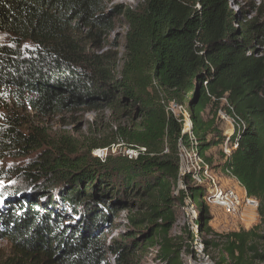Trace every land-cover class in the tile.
<instances>
[{"label": "trees", "instance_id": "obj_1", "mask_svg": "<svg viewBox=\"0 0 264 264\" xmlns=\"http://www.w3.org/2000/svg\"><path fill=\"white\" fill-rule=\"evenodd\" d=\"M253 8L243 24L228 0H142L135 8L108 7V0H0V33L8 37L0 42V91L36 118L17 112L0 122V238L12 245L0 264H110L107 254L113 264H136L140 240L158 247L160 263L183 264V247L170 234L174 205L190 198L196 206L208 187L189 175L179 187V139L188 149L193 143L167 112L170 101H188L204 160L216 168L206 152L221 146L219 168L259 202L260 226L224 235L222 248L226 263L251 264L249 252L264 242V3ZM117 21L128 26L120 75L95 52ZM85 106L119 110L127 123L114 137L91 140L39 123ZM220 108L245 123L229 155L216 124ZM119 139L138 157L93 154ZM131 196L141 206L131 222L143 229L107 247L104 232L120 208L133 206ZM198 210V225L211 232L208 205Z\"/></svg>", "mask_w": 264, "mask_h": 264}, {"label": "rangeland", "instance_id": "obj_2", "mask_svg": "<svg viewBox=\"0 0 264 264\" xmlns=\"http://www.w3.org/2000/svg\"><path fill=\"white\" fill-rule=\"evenodd\" d=\"M142 0H108V7L114 5H121L123 8H135ZM230 8L238 13V19L243 21V24L247 23L251 16L255 15L254 6H258L264 3V0H228ZM128 26L123 22H116L114 30L106 37L103 45L95 50L98 54H106L109 57V61L116 66L118 75L122 70L125 61V35L127 33ZM8 37L5 34L0 33V42L7 41ZM13 91L10 90L12 94ZM193 95V92L189 97ZM188 101L186 105L188 107ZM18 102L14 96L9 95V91H0V122L7 116L14 113H23L30 119H36L34 112L28 106L18 109ZM207 113L203 114V118L206 119ZM39 123L51 128L52 133H62L64 131H70L71 135L80 136L82 139H102L105 137H114L116 135L117 127L119 124H126L124 116L119 110H112L111 108H104L99 111H93L88 109L87 106L80 108L77 112H66L60 115H50ZM216 124L224 129L225 125L221 120H216ZM224 131V130H223ZM208 133V126L205 125L202 128V133ZM225 133V132H224ZM210 137V136H209ZM115 152L112 155H126V142L123 139H119L115 143ZM229 146L226 143L222 146L223 149ZM103 149L98 148L93 151L95 156L105 158L107 156L102 155ZM221 146L213 148L206 152L207 156H212L216 168H212L210 165V173L215 174L219 179L220 184L228 189H233L239 193L242 199L247 200L245 189H243L238 181L229 175L226 171L221 170L220 163H223L220 156ZM224 151V150H223ZM105 153V152H104ZM105 156V157H104ZM5 162H15L14 159L6 158ZM2 164V162L0 163ZM193 181L190 179V183ZM4 180H0V193H2ZM184 182L179 181V187H183ZM175 196L178 195L176 191ZM251 199V198H250ZM254 201L259 202L253 198ZM131 205L127 209L120 208L117 217L113 220V224L104 232L103 241L108 247L109 244L118 242L126 243L132 240V231L135 229L142 230V227H135L131 222V218L138 214L140 211V200L135 196L127 198ZM209 207V213L211 215V221L209 227L211 232L204 231L199 225L201 217L199 216V210L202 202ZM196 206L189 199L185 200V204L181 205L179 202H175V215L176 223L171 229V236L176 242L183 247V253H181V260L183 264H228L225 262L222 256V248L224 246V235L240 230H250L256 226H260V215L257 207H251L249 204H243L237 213H230L224 207L219 206L212 202L196 197ZM127 205V204H126ZM198 209H197V208ZM144 227V226H143ZM262 232V229L261 231ZM204 241L211 242L208 246ZM141 247L137 249L132 259L136 264H162L157 260L158 247H150L142 240L139 241ZM257 253L250 251L249 256L252 258L251 264H264V242H258L255 247ZM12 253V245L9 241L0 238V262H2L7 256ZM108 262L114 263V257L111 254H107Z\"/></svg>", "mask_w": 264, "mask_h": 264}, {"label": "built area", "instance_id": "obj_3", "mask_svg": "<svg viewBox=\"0 0 264 264\" xmlns=\"http://www.w3.org/2000/svg\"><path fill=\"white\" fill-rule=\"evenodd\" d=\"M226 104L227 102L224 101ZM230 109H232L231 105L227 104ZM167 112L171 113L179 122L182 123L181 134H188L190 137L193 146L188 149L182 144V139H179L180 145V173H179V181L183 180V177L186 175L190 176V179L193 183L198 185H206L208 187V194L205 196L204 200L207 202L215 203L219 206L224 207L230 213H237L243 204H249L251 207H257L258 203L253 200V198L248 197L247 200L242 199L236 191L233 189H228L223 187L219 179L215 176V174L210 173L209 164L204 160L202 155L200 154L198 148L196 147V139L193 134V121L190 115L189 108L186 103H179L177 101H170L166 104ZM217 117L224 123V134L226 135L227 141L226 144L229 146L223 149L226 155H229L234 149L237 148V141L232 143V138L236 135H239L240 130L245 125L244 121L238 117L237 115L229 112L226 108H220L217 111ZM115 144L111 147L103 149V154L108 156L115 152L114 148ZM126 148L127 156L130 158H137L139 155V150L136 148ZM142 151L146 149L141 147ZM232 149L229 153L228 150ZM105 152V153H104ZM104 156V157H105ZM229 175V171H226ZM232 176V175H231ZM235 178L234 176H232ZM236 179V178H235ZM239 183V182H238ZM184 186V185H183ZM251 198V199H250ZM192 201L190 198H188Z\"/></svg>", "mask_w": 264, "mask_h": 264}, {"label": "bare ground", "instance_id": "obj_4", "mask_svg": "<svg viewBox=\"0 0 264 264\" xmlns=\"http://www.w3.org/2000/svg\"><path fill=\"white\" fill-rule=\"evenodd\" d=\"M232 151V149H229L228 152L230 153ZM254 208V207H253Z\"/></svg>", "mask_w": 264, "mask_h": 264}]
</instances>
